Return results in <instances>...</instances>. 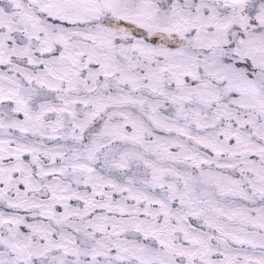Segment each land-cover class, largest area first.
Here are the masks:
<instances>
[{
  "label": "snow or ice",
  "instance_id": "6c2138e0",
  "mask_svg": "<svg viewBox=\"0 0 264 264\" xmlns=\"http://www.w3.org/2000/svg\"><path fill=\"white\" fill-rule=\"evenodd\" d=\"M0 264H264V0H0Z\"/></svg>",
  "mask_w": 264,
  "mask_h": 264
}]
</instances>
